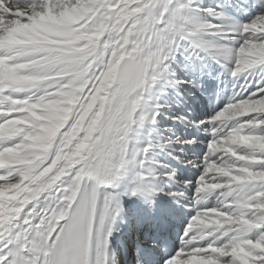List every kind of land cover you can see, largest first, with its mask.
Here are the masks:
<instances>
[{"label": "bare ground", "instance_id": "6f19581e", "mask_svg": "<svg viewBox=\"0 0 264 264\" xmlns=\"http://www.w3.org/2000/svg\"><path fill=\"white\" fill-rule=\"evenodd\" d=\"M84 1L88 7L80 6L81 0H0V264H49L62 227L88 184L97 190L89 264H153L152 259L156 264L210 263L212 223L207 225L212 220L215 229L219 222L232 227V241L220 232L215 237L231 243H217L222 254H210L217 264H264V174L227 177L236 165L228 160L240 163L241 152L258 147L254 154H260L264 147L261 136H233L237 124L253 113L239 89L264 69V0H218V15L228 19L232 41L239 40L234 36L254 38L244 47L247 52L232 55L231 47L220 44V30L193 9V0ZM84 17L93 22L85 23ZM151 19L161 28L157 36L165 38L159 43L162 49L136 39ZM126 26L134 43L122 46L126 43L118 40ZM177 45L195 55L192 73L197 66L209 72L193 83L196 87L201 81L207 88L204 94L195 90L200 97L196 108L203 114L192 124L202 128L209 122L202 116L205 109L212 113L223 107L212 119L210 139L224 142L221 135L233 133L225 139L229 152L213 150L215 169L204 167L207 175L199 181L210 184L201 188L199 201L188 196L198 155L190 160L184 143L196 152L192 149L203 132L191 129L190 141L183 140L178 149L167 119V136L151 123L169 110L166 97L179 84L170 77ZM210 53L225 63L241 64L236 73L240 80L196 64ZM247 66L251 68L244 74ZM181 120L187 121L186 116ZM233 123L235 129L229 131ZM223 179L227 192L234 193L229 206L223 202L227 194L222 199L217 191ZM213 190L217 203L209 194ZM180 191L186 192L184 197ZM213 213L220 218L228 214L227 220L216 223ZM194 216L204 224L192 229ZM166 235L177 246L169 257L161 252Z\"/></svg>", "mask_w": 264, "mask_h": 264}, {"label": "rangeland", "instance_id": "374dc122", "mask_svg": "<svg viewBox=\"0 0 264 264\" xmlns=\"http://www.w3.org/2000/svg\"><path fill=\"white\" fill-rule=\"evenodd\" d=\"M213 1L214 0H193V2H191V4H192L193 9L198 11V14L202 15L203 19L205 21H207L209 24H211V28H215L216 27L217 28L216 30H218V31L220 30V32H221L220 35H219L220 39H221L220 40V44H223L224 46L231 47L232 48L231 49V55L235 54L238 51L247 52L248 51L247 48H244V47L248 46L249 42L252 43L253 42L252 39L254 40V38L251 37L252 39H250V37L248 38V36L245 37V38H242V37H239V36H236V37L234 36L235 39L238 38L239 40L238 41H232V38H233L232 36L233 35H231L229 33L230 26L227 25L228 24V21H227L228 19H226V17H223L224 19H222V17L221 18L219 17L220 14L218 12L217 5H216L218 3V0H215L214 3H213ZM135 2L136 1H133L132 3L135 4ZM261 2H262V0H261ZM80 4H81L80 6H83V7H88V5H89L88 1H84V0H81ZM244 13H246V12H244ZM87 16L88 15H86V17ZM86 17H84V19ZM253 19H255V18H251V20L248 21L249 23H252L251 24V26L253 27L252 32H254L256 30V29H254V27L255 28L257 27L256 24L254 26V20ZM86 21H88L91 24L93 22V19L92 18H86L85 19V23H86ZM183 22H185V20ZM154 23L157 25V23L151 19V21H149V23H147V24H144V26L141 27L138 30L137 34H136L137 35L136 39L138 41L143 40V42H145V43H143L145 46L147 44L148 45H153L154 43L159 45L160 41L163 42L164 39H165L161 35L157 36L158 30L160 31L161 28L156 29L157 26ZM151 24H152V26H151ZM85 27H86V24H85ZM127 28H128V26H126L123 30H121L122 31V35H121V37L118 40V42L120 41V39H121L120 42L124 41V42H122L123 44L126 43L125 45H122V46H127V45H130V44L134 43V41L132 40V33ZM144 30H145V34H142L144 32ZM190 33H192V32H190ZM146 34H148V35H146ZM153 40H154V42H152ZM261 40L264 43V38H261ZM159 47L161 48L160 45H159ZM175 48H176V52H175L176 53V59H178V60H177L176 67H174L173 70L171 71L172 74H171L170 77L172 79H175L176 81H178L179 84L176 85L177 87L173 86L174 88L169 91V93H168V95L166 97V102L168 103L167 106H168L169 110L166 109L164 111H161L162 114L160 116H158L159 117L158 118L159 121L156 119V121L154 120V122L152 121L151 123L152 124L154 123L155 125H157V130H156L157 133L161 134V133H163V131H166L165 136H167V135H169L170 132L167 129V125H165L163 123L167 119V121L170 122V124H171L170 125L171 126L170 130H172L171 132L173 133V134L170 135L171 139L175 143V146L178 147V149L182 146V143L184 141H186V142L190 141L189 134L192 131L191 129L194 128L195 131L198 130V133L203 132V136L200 138V140H196L195 141L197 143V145L194 146V147H196V148L192 149V150L195 149L196 152H191L188 149V145L186 143H184V146L186 145L185 148H186V151H187V155H189L188 157L190 158V160H194L193 159L194 158L193 155H196V154L198 155L197 162H196L195 166L190 165V166H193V170H196L197 172H196V176L194 178V182L192 184V193L188 194L189 197L192 196V198H194V200H196L201 194V191H202L201 188L202 187H204V189L209 188L208 184H210V182L207 180L208 179L207 177H206V180L208 181V183H207V181L206 182L203 181L204 183L199 181V179L201 177L205 178V176L207 175V172H206L207 169L206 168L204 169V167L206 166V167L209 168V166H210V168H213L212 170L215 169V166L218 163V162H216V156H213L214 151H216V148L218 149V147H220V149H222L223 150L222 152H224V153L225 152H229V151L225 150V148H226L225 139L228 140L229 139V135H232L233 133H235V134H233V136L235 137V136H238V135H241V134H243L244 136L246 134H248V135H252V136L258 135V136H261L262 138H264V69L262 71L259 70V74H255V76H253V79H252L251 82H249V81H245V83L243 82L242 83L243 84L242 87H240V89H239L240 94H241V100L243 99V101H246V102L250 103L249 109L253 110V113H251V114L249 113L250 115L248 114L246 118L242 119L239 122V124H237L239 126H237V128H236V132H233V133L230 132L229 135H228V133L222 134L221 136H222V139H224V142L220 141L221 140L220 139L221 136H220L219 137L220 140L215 141V143L213 144V140L210 139V137L213 136V134H211L213 132H211V130H210L212 128L211 124H212V121L214 120L213 117L215 116V112L218 113L219 110L223 109V107H221L220 109H215L214 112H212V113L209 112L207 109H205L206 112L204 111V115H202V116H204V118H206V119L209 118V122L204 123L202 128L194 127V124H192V123L198 122L200 117H201V114H203V113H201L200 107L196 108V106L199 104L200 97L196 96L195 90H197V91L199 90L198 91L199 93H203L204 94V90L207 87H203V85H205V84H203V82H201L202 81L201 78H205L207 75H209V72H208V70L205 71V72H203V71L201 72V69H199V66H197L198 68H196L195 72L192 73L190 67H192L191 64H192L193 59L195 60V55L193 56V54L192 53L190 54L189 52H185V53H188V54H185L184 52H182L179 49L178 45ZM161 54H162V52H161ZM202 54H204V56H205V54H206L205 51ZM210 54L211 55L209 57H207L209 54H206L207 56L206 57H202L203 60L201 62L198 61V63H196V64L197 65H202V63H204V64H206L207 69L210 68V70H211L210 73L213 72V74H215V73H218L219 71H221V74H224L225 76L227 74L229 76H234L236 81L240 80V75H236V73H237V70L240 69L239 67H241V68L243 67L241 64H235L233 62L225 63L224 61L217 60L216 57H213L212 53H210ZM163 58H164V55H163ZM262 60L263 59H261L259 61L263 62ZM261 62H258V63L261 64ZM250 68L251 67L247 66V67L243 68L241 72H243L244 74L248 73ZM185 73H186V75H185ZM195 77H196V80H198L199 77H200V80H201V81H198L196 83V85H197L196 87L193 85V83L195 82ZM255 77H257V79ZM259 83H260V86H259ZM188 85H192V88L189 87ZM215 87H216V85L213 86V88H215ZM221 92L222 91H221V88H220L219 89V93L221 94ZM188 95H190L189 98L187 97ZM202 98H204V97H202ZM210 98H212V97H210ZM194 102H195V104H194ZM237 102H239V100H237ZM173 104H175V105H173ZM227 106H229V105H227ZM206 107H208V106H206ZM184 111H186V112H184ZM234 111H235V109H232V112L230 114L231 117H232V115L234 116ZM189 113H191V114L189 115ZM185 116H186V120L187 121L184 122V121L181 120V118H183ZM175 125L178 126L177 130L175 128H173ZM233 125H234V123L229 128V131L232 128L235 129V127H233ZM158 130H159V132H158ZM205 133H207V134H205ZM191 140H192V137H191ZM207 142H208V144H207ZM211 146H213V147H211ZM211 148H213V149H211ZM256 149H259V148L256 147L253 151L256 152ZM248 152L249 153H246V152H241L240 153V156H241V159H239L240 163H238L239 162L238 159L233 158V157L231 158V160H228L229 163H232V164L236 163V165H234L235 167H234V169H232L233 171L231 170L232 172L230 171L227 177H232L233 175H234V177H237V178H240V177H242V178H244V177H254L255 175L258 174V172L261 173V174H264V147H262V150H258L257 151V153L260 152V154H254V152H252V151H248ZM241 164H243V165L242 166H238V165H241ZM211 165H212V167H211ZM259 166H261V167H259ZM141 167H140V169H141ZM241 167H243V168H241ZM260 169H263V170H260ZM239 171L242 172L244 175L243 176L239 175L238 174ZM235 173H237V174H235ZM198 176H200V177H198ZM167 183L168 182H166V184ZM240 183H244V180L240 181ZM218 184L217 185L219 186V189H217V191L219 190L220 198L224 199L223 194H224V196H226V194H227V197H226L227 199H224L225 201H223L225 203L224 206L232 205L233 201L232 200H228L229 199L228 197L232 196V198H234V193L227 192L226 188H227L228 183H225V181L223 179L222 183L218 182ZM239 185L241 186L242 184H239ZM211 189H213V188H211ZM224 191H225V193H224ZM214 192H215V190H213L212 192H209V194H211V197L214 196L213 195ZM185 193H186L185 191L184 192L180 191L178 195L181 196V197H184ZM213 198H212V200H215V197H213ZM190 200H191V198H190ZM196 201H199V199L196 200ZM217 202H218V200H215V203H217ZM223 202H221V203L224 204ZM228 202L230 204H228ZM192 205H194V204H192ZM217 206L218 205H216V208H217ZM211 208H213V207H210V209ZM214 214H216V213H213V215ZM213 215H212V217H213L214 221L216 219V221H215L216 223H218L219 219H220V221H225V219L228 217V214L227 215H223L222 218H220L219 215H217V214L215 215L216 217L213 216ZM225 216H227V217H225ZM212 217H210V218H212ZM199 219H200V217L196 216L195 219L192 220V223H191L192 229H193V227L199 228L200 227L199 224L201 222L204 224L203 220H199ZM181 222H182V225L184 227L188 226V222L186 221V218H181ZM210 223H212V225ZM213 223L214 222L212 220V221H210L208 223L209 225H207L208 227L211 225L210 227L213 228V229L211 228L212 230L210 229V227L208 228V230L211 231L210 235H209V241L211 240L210 241V245L211 246L209 248L210 251L213 250L211 248L214 247V250L211 251V253H210V251L208 252L209 253L208 257L211 259L212 263L215 260H214V257L212 255H210V254H212L215 251H216V253L220 252L219 248L221 246H219L217 243L218 242H220V243L224 242V243L228 244L227 242H225L224 238H220V239L215 238V237H218L219 232L221 233L222 236L226 235L225 237H228L231 241L233 240L232 236L229 234L230 230L232 229V227L230 225V222H224V223L221 222L222 224L219 222L217 224V225H219L218 229H215V227H213L214 226ZM234 223H237V222H234ZM238 223L240 224V222H238ZM246 224H244L245 227L249 228V226H247ZM183 226L178 231L179 238L181 236ZM229 226H230V229H229ZM191 227L189 229H191ZM223 228H225L224 230L226 232L224 231L222 233ZM206 230H207V228H206ZM219 230H221V231H219ZM210 237H212V238H210ZM237 237H239V236H237ZM213 238L215 240H217V242L215 241L216 244L213 242L214 241ZM238 239H242V238H238ZM178 241H179V239H178ZM230 244H228V245H230ZM28 246H30L28 251H30V250L32 251L33 249H30V248H33V246L31 247L30 244ZM217 246H219V247H217ZM176 249H177V246L175 247L174 250H176ZM215 249H217V250L219 249V250L217 251ZM219 254L221 255L222 253L220 252ZM210 259H208V260L210 261ZM212 259H213V261H212ZM132 260H134V255L132 256ZM208 260H207V262H209ZM154 262H156V260L153 261V264H156ZM211 262L207 263V264H212ZM213 264H217L216 261Z\"/></svg>", "mask_w": 264, "mask_h": 264}]
</instances>
